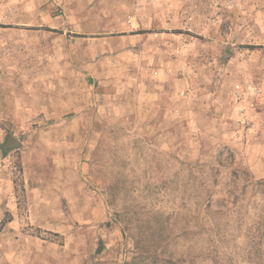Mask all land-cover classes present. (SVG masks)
Segmentation results:
<instances>
[{"label": "rangeland", "instance_id": "374dc122", "mask_svg": "<svg viewBox=\"0 0 264 264\" xmlns=\"http://www.w3.org/2000/svg\"><path fill=\"white\" fill-rule=\"evenodd\" d=\"M263 182L264 0H0V264H252Z\"/></svg>", "mask_w": 264, "mask_h": 264}, {"label": "trees", "instance_id": "16d2710c", "mask_svg": "<svg viewBox=\"0 0 264 264\" xmlns=\"http://www.w3.org/2000/svg\"><path fill=\"white\" fill-rule=\"evenodd\" d=\"M259 187L260 193L264 192V182L259 183ZM262 194L263 198L257 197L258 193L253 195L251 206L255 210L256 215L253 217L252 223L251 221L248 223L247 219L250 220V217L247 215V219L246 216H244L238 227L241 234L244 233L245 237H250V242L247 244L245 252L249 260L252 261V264H264V193ZM252 229L253 234L251 235ZM209 253L213 256L211 259L213 264H224L223 261H220L216 257L214 249H211ZM236 257L237 256L233 254L229 259V264H237L239 260Z\"/></svg>", "mask_w": 264, "mask_h": 264}, {"label": "water", "instance_id": "95a60500", "mask_svg": "<svg viewBox=\"0 0 264 264\" xmlns=\"http://www.w3.org/2000/svg\"><path fill=\"white\" fill-rule=\"evenodd\" d=\"M19 146H20L19 140H17L15 137H10L4 149L7 150L9 148H15Z\"/></svg>", "mask_w": 264, "mask_h": 264}, {"label": "crops", "instance_id": "0c3cea01", "mask_svg": "<svg viewBox=\"0 0 264 264\" xmlns=\"http://www.w3.org/2000/svg\"><path fill=\"white\" fill-rule=\"evenodd\" d=\"M47 31H50V32H55L56 30L55 29H46ZM56 32H58V31H56ZM78 37L77 38H81V37H79L80 35H77Z\"/></svg>", "mask_w": 264, "mask_h": 264}]
</instances>
